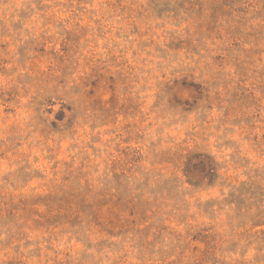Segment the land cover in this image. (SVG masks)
I'll list each match as a JSON object with an SVG mask.
<instances>
[{"label": "rangeland", "instance_id": "rangeland-1", "mask_svg": "<svg viewBox=\"0 0 264 264\" xmlns=\"http://www.w3.org/2000/svg\"><path fill=\"white\" fill-rule=\"evenodd\" d=\"M0 264H264V0H0Z\"/></svg>", "mask_w": 264, "mask_h": 264}]
</instances>
